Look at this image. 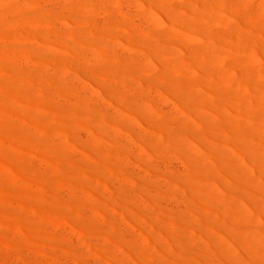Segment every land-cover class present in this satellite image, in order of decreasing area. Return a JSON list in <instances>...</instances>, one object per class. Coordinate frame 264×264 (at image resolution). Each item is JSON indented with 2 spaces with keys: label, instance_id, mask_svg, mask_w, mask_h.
<instances>
[{
  "label": "rangeland",
  "instance_id": "obj_1",
  "mask_svg": "<svg viewBox=\"0 0 264 264\" xmlns=\"http://www.w3.org/2000/svg\"><path fill=\"white\" fill-rule=\"evenodd\" d=\"M182 1L187 0H46L36 4L34 10L27 7L19 9L11 1H8L9 5H0V12L4 13L0 14V81L5 84L4 88L12 93V79L21 78L24 88L29 86L27 89H32L28 74L20 73L21 69L37 68L45 72L51 66L61 68L68 75V86L71 87L57 92L52 84L46 83L48 91L72 101L78 94L88 107L94 111L97 108L98 113L93 121L79 116L74 122V119L64 116L56 126L50 112L44 109L37 111L34 105L30 116L12 111L5 113L0 109V120L5 124L0 129V264H107L111 260L118 264H159L155 262L156 256L175 255L181 251L194 264H224L226 261L238 264L242 259L253 264L264 263V257L259 254L264 252V171L245 160L237 147L230 148L232 160L228 171L233 174L235 168L244 169L252 180L249 189L258 196L249 204L238 200L232 206L234 216L230 223L241 234L235 240L232 234L226 235L196 221L198 212L195 206L199 203L190 198L188 186L185 187L192 184L213 197H222L218 163L212 159L198 163L191 158L203 154L198 142L185 139L175 131L172 139L141 117L148 115L163 119L174 130L186 121L192 129L210 134L216 132L223 141L226 140L224 131L230 125L233 129H252L259 152L264 154V0H224L232 4L236 1L235 11L232 7L211 8L206 0H188L193 8L179 11L178 20L171 21L161 6ZM200 4L206 6L205 9L195 8ZM236 13L245 16L246 21L240 22ZM237 22L253 35L251 39L232 36ZM77 27L86 30L88 36L97 27L110 43H107V48L97 45L94 51H86L81 44L75 48L64 43L55 44L59 37L68 40L69 32ZM161 33L166 36L162 40L159 37ZM131 34L142 36L149 42L134 43L128 37ZM227 40L230 42L225 44ZM237 40L239 42L235 43ZM188 45L192 50H187ZM193 47L198 48V53ZM219 47L220 51L216 50ZM81 48L84 50L82 54L87 53L88 56L80 54ZM68 49L92 70L102 66L117 68L123 63L133 70L139 67L130 75L109 77L112 86L122 89L118 91L120 97L133 99L138 113L129 108L120 112L112 107L99 82L101 77L79 73L80 76H75L70 68L50 60L52 53L65 55ZM35 53L43 55L44 61L39 62L33 56ZM47 56L49 58L46 59ZM133 60L136 62H131ZM141 73L160 79L166 77L174 84V89L178 85V78L175 81L174 78L184 77L185 81L182 80L186 86L199 87L203 99H215L220 105L219 111L206 106L208 112L204 110L202 115L198 114L200 108L181 104L176 94L167 92L161 85H148L139 77ZM246 76L249 77L248 82L243 81ZM195 78H199L196 83ZM200 81L203 84L196 85ZM225 86L233 90L236 104L240 102V95L245 96L246 104L257 110V115L252 116L248 111V116L245 107L242 108L244 112L231 110L226 98L218 93V89ZM191 109L200 110L194 112ZM37 114L50 120L41 122L36 118V121L33 117ZM201 116L212 121L202 123ZM233 134L234 141H240L239 135ZM88 146H93L101 155L91 164ZM66 156H75L74 159L81 161L82 170L90 166L94 174L86 184L74 181L62 160ZM194 161L211 172L213 178L210 181H190ZM120 162L122 167L118 165ZM114 164L118 167L114 168ZM233 176H229L232 181ZM122 187H126L131 197L120 199ZM56 194L66 199L73 197L79 202V207L84 209L86 225L77 217L75 210L65 206L59 211L51 209V198ZM114 199L120 204L117 205ZM199 213L205 215L207 212L200 210ZM212 216L218 223L225 221L221 214L213 213ZM93 223L105 227L94 230ZM114 229L123 235L122 241L114 239ZM176 238L193 241L194 251L186 247L179 251L175 247ZM131 241L136 243L137 250L131 249ZM200 255L206 256L208 262ZM173 264L179 263L174 261Z\"/></svg>",
  "mask_w": 264,
  "mask_h": 264
},
{
  "label": "bare ground",
  "instance_id": "obj_2",
  "mask_svg": "<svg viewBox=\"0 0 264 264\" xmlns=\"http://www.w3.org/2000/svg\"><path fill=\"white\" fill-rule=\"evenodd\" d=\"M8 1L11 2H15V6L18 7L19 9L22 7H27L30 10H34V7L36 4L39 3H43L46 0H0V5H9ZM202 1V0H201ZM207 2L209 1L210 3H208V6L212 7H217L219 9V7L225 8V7H232L235 11L237 9H235L236 7V1L231 5L229 2H225L224 0H216V2L213 0V2H211L210 0H206ZM233 1V0H231ZM240 1V0H239ZM203 2V1H202ZM153 3V2H151ZM239 3V2H238ZM154 4V3H153ZM13 5V6H14ZM155 6V4H154ZM189 7H192L189 4V1H182L179 2L177 4L174 5H169V6H164L162 5L161 8L164 9L165 11H163L164 13L166 12L165 15L168 16V18H172L169 19L171 21H177L179 16H178V12L180 11H185L187 10ZM195 7V6H194ZM204 5H196V9L200 10L205 9ZM193 8V7H192ZM160 9V8H158ZM231 9V8H230ZM230 9H227L229 11H231ZM14 11V10H12ZM33 12V11H32ZM194 12H198V11H194ZM219 12V11H218ZM2 12H0L1 14ZM31 13V12H30ZM29 13V14H30ZM202 13V12H201ZM4 14V13H2ZM206 14V13H205ZM240 15H238V13H236V17L238 18V20L241 22L244 20L246 21L245 16H241V13H239ZM207 15V14H206ZM243 15V14H242ZM31 16V15H30ZM37 16V15H35ZM33 18H36L33 16H31ZM38 17V16H37ZM182 17V16H181ZM39 18V17H38ZM37 18V19H38ZM183 18V17H182ZM250 18V17H249ZM16 20V19H15ZM74 20V19H73ZM82 23H83V19ZM187 20V19H186ZM250 20V19H249ZM14 21V20H13ZM180 21V20H179ZM185 21V20H184ZM248 22V21H247ZM253 22V21H252ZM113 22H111L112 24ZM182 23V22H180ZM195 23V22H194ZM203 23V22H201ZM239 22L236 23L235 28L233 29V33L232 36L234 38H243V39H247L249 40V38L253 35H251L248 31H246L245 29H243L240 25H238ZM207 24V23H206ZM77 25H81V24H77ZM173 25V24H172ZM179 25V24H178ZM248 26V25H247ZM255 26V25H254ZM258 27V26H256ZM247 29V28H246ZM250 29V28H249ZM252 29V28H251ZM110 30V29H109ZM231 30V29H230ZM86 31V30H85ZM84 31V29H81L79 27H77L74 30H71L68 34L70 35L68 40L62 39V37H59L57 39H55V44L60 45L61 43H64L65 46L67 47H78L79 44H81L83 46V48L86 51L89 50H95L97 45H102L104 46V48H107V43H110L109 41L107 42L108 37L106 35H104L101 31H99L97 29V27L94 29V31L88 36L86 34V32ZM90 32V31H89ZM110 32V31H108ZM113 32V31H111ZM159 34V32H157ZM231 33V32H229ZM41 34V33H40ZM112 34V33H111ZM114 34H118L115 33ZM162 34V33H161ZM121 34H118V36ZM230 35V34H229ZM39 36V35H38ZM115 36V35H113ZM122 36V35H121ZM124 36V35H123ZM128 36V35H127ZM223 36V35H222ZM128 37H131V40L134 41V43L136 41L141 42V43H146L149 42V40L145 41L144 39H142V36L136 37L134 35H129ZM162 40V37L165 38L162 35L159 36ZM44 38V36L42 37ZM125 38V37H124ZM221 38V37H220ZM49 39V38H47ZM127 39V38H126ZM240 39V40H241ZM251 39V38H250ZM46 40V39H45ZM54 39H52L53 41ZM129 40V39H128ZM127 40V41H128ZM158 40V39H157ZM164 40V39H163ZM170 40V39H169ZM51 41V40H50ZM212 41V40H211ZM167 43H170L169 41H166ZM174 42V41H173ZM227 42L230 41H225V44H227ZM239 41L237 40L238 43ZM131 43V42H130ZM176 43V42H175ZM137 44V43H136ZM156 44V43H155ZM231 44V43H230ZM138 45V44H137ZM239 45V44H237ZM145 47L147 45H144ZM151 46V45H150ZM164 46V45H163ZM152 47V46H151ZM161 47V45H160ZM170 47V46H169ZM173 47V45L171 46V48ZM190 46L188 45L185 48L192 50L191 48H189ZM218 47V46H217ZM168 48V47H167ZM154 49V47H153ZM161 49V48H160ZM193 49H197V53H198V48L193 47ZM219 50V48H216V50ZM222 49V48H221ZM205 50V49H204ZM82 48H81V53L78 51V53L82 54ZM157 51V50H156ZM196 51V50H194ZM220 51V50H219ZM29 52V51H28ZM32 52L30 51V54ZM97 53V52H95ZM95 53H93L95 55ZM6 54V53H5ZM29 54V53H28ZM99 54V53H98ZM154 54V53H153ZM85 55L88 56L87 53L82 54L83 57H85ZM138 55V54H137ZM136 55V56H137ZM156 55V54H154ZM28 56V55H27ZM33 56L39 61L42 62L44 61V56L38 53L33 54ZM52 58H50L51 61H56L59 62L61 65L65 66L66 68H70L72 70L73 73H75L74 75H79V74H84V75H96L97 77H101V81L100 84L102 85L101 87H103L107 93V96L109 97V104L114 107L115 109H117L120 112H123V110L126 109H130L134 112H136L135 109V102L133 101V99H124L122 97H120L118 95V91H121L119 88V90L116 89V87L112 86L109 82V77L110 76H117L119 78H121L124 74H129L132 73L134 70H138V69H134L132 67H130L129 65L126 64H119L117 68H108V67H100L98 69L92 70L90 67H88V65L83 62H81V60H77L76 54H74L73 51H71L70 49H68V51L66 52L65 55H61L59 53H52L51 54ZM49 55V57H51ZM96 56V55H95ZM113 56V55H111ZM48 56L46 57L49 58ZM102 57V56H101ZM135 57V56H134ZM90 58V57H89ZM127 58V57H126ZM130 58L133 59V56H131ZM96 59V58H95ZM99 61V60H98ZM35 62V61H34ZM56 62H52L54 64H56ZM131 62H134L131 61ZM136 62V61H135ZM134 62V63H135ZM155 63V62H154ZM159 63V62H158ZM165 63V62H164ZM12 64V63H11ZM58 64V63H57ZM130 64V63H129ZM208 64V63H207ZM101 66V65H100ZM136 66V65H135ZM156 66V65H155ZM168 66V65H167ZM49 67V66H48ZM111 67V66H110ZM158 67V66H157ZM209 67V66H208ZM230 67V66H229ZM12 69H15L17 67H11ZM10 68V69H11ZM31 68V67H30ZM137 68V66H136ZM235 68V67H234ZM144 69V68H142ZM201 69V68H200ZM212 69V68H211ZM245 69V67H244ZM65 71V68L63 69ZM68 71V69H66ZM205 70V69H203ZM208 70V69H206ZM231 69L228 68V71H230ZM20 73H26L28 74L27 80H30L32 89L29 88L27 89L29 86H26V89L24 88L23 85V80H18L19 78H16V80L12 79L11 84H14V86H12L14 89V91L12 93L8 92L3 85L5 84H1L0 81V109L2 111H4L5 113L8 111H12L14 114H22L25 116H30L31 114V106L34 105L36 107V109H38L37 111H40L41 109L47 110L48 113L50 112L53 116L54 119L53 122L54 124H57L56 126H58V122L60 121L61 118H63L64 116H69L71 119H74L72 121L76 122L78 121V117L81 116L83 117V120H91L94 116L98 117V113H96V111H94L93 109H91L90 107H88V105L86 104V102L81 98V96L79 97L78 94L76 95L77 98H75V101L72 100H66L63 99L61 96L60 97H56V93H51L48 91L47 86H45L46 83H50L52 84L53 89L55 88L57 90V92H61L63 91L65 88H69L71 86H68V75L65 74V72L62 71L61 68H56L51 66L50 68H48L47 70H45V72L40 71V69L37 68H32V69H21L19 70ZM210 71V69H209ZM247 71V72H246ZM245 73H248V70H246ZM143 72V71H142ZM222 72V71H221ZM79 73V74H78ZM140 73V72H139ZM210 73L213 75L214 73H212V71H210ZM70 74V73H69ZM136 74V73H135ZM220 74V73H219ZM130 75V74H129ZM128 75V76H129ZM141 76H139L140 78L142 77L146 83L148 85H161V87H163L164 89H166L167 92H172L174 94H176L175 96L177 97V100L181 103L184 104L187 107H198L201 109V111L198 114H203L204 110H208L207 107L210 108V110H216L219 111V104L215 99L212 100H207V99H203L200 96V89L199 87L195 86V85H190V86H186V83L184 82L185 78L183 77L182 79H179V77H175L174 81L176 78H178V80L176 81L178 83L177 88L174 89V84L169 80V79H164L163 78H159L157 76H148V75H144L143 73L140 74ZM210 75V76H212ZM80 76V75H79ZM95 76V77H96ZM177 76V75H176ZM22 77V76H21ZM94 77V76H93ZM171 78V77H170ZM173 78V77H172ZM72 79V78H71ZM70 79V80H71ZM200 79H206V78H200ZM225 79V78H224ZM69 80V82H70ZM98 81V79H96ZM197 80L199 81V78H195V83L197 82ZM249 77L246 76L243 78V81L248 82ZM22 81V82H21ZM194 81V79H193ZM191 81V82H193ZM206 81V80H204ZM239 81V80H238ZM186 82H190V81H186ZM190 82V83H191ZM264 82V81H263ZM189 83V84H190ZM49 84V85H50ZM99 84V85H100ZM194 84V83H193ZM198 84H203V82H198L196 85ZM264 84V83H263ZM120 85V84H119ZM221 85V84H220ZM229 85V83H228ZM122 86V85H121ZM176 86V85H175ZM201 86V85H200ZM205 86V85H204ZM76 87V86H75ZM124 87V86H123ZM49 88V87H48ZM51 88V87H50ZM49 88V90H50ZM67 88V90H69ZM77 88V87H76ZM149 88V86H148ZM159 88V86H158ZM207 88V87H206ZM54 89V90H55ZM147 89V87H146ZM145 89V90H146ZM202 89V88H201ZM233 89V88H232ZM39 93H37L36 91ZM52 90V89H51ZM72 90V88H71ZM210 90V89H209ZM217 90V89H216ZM128 91V90H127ZM134 91V90H133ZM213 91V90H212ZM235 91V89H234ZM35 92L37 94H35ZM130 92V91H129ZM215 92V91H214ZM204 94V92H202ZM218 93L223 95L229 106V108L231 110H233L234 112H250L253 115L252 116H256L257 115V110H255L251 105H247L245 102V99L243 95H240L239 99V103H235L233 98V90H231L228 87H221L218 89ZM58 94V93H57ZM64 94V93H63ZM129 95H133V93H128ZM173 94V96H174ZM138 95V94H135ZM206 94H204L205 96ZM245 95V94H244ZM128 96V95H127ZM139 96V95H138ZM148 96V95H146ZM243 96V97H242ZM135 97V96H134ZM150 97V96H149ZM148 97V98H149ZM57 98H59L57 100ZM132 98V97H131ZM136 98V97H135ZM237 98V97H236ZM235 98V99H236ZM60 100H62L63 102H61ZM252 102V101H251ZM137 103V102H136ZM149 103V102H148ZM96 104V103H95ZM149 105V104H148ZM201 105H205V106H201ZM207 106V107H206ZM98 107V106H97ZM100 107V106H99ZM203 107V109H202ZM245 107V108H244ZM94 108V109H95ZM186 108V107H185ZM242 108H244V111L242 110ZM35 109V110H36ZM40 109V110H39ZM99 109V108H98ZM128 109V110H129ZM189 109V108H187ZM199 109V110H200ZM247 109V110H246ZM193 110V109H191ZM195 111H197L198 109H194ZM193 110V111H194ZM198 110V111H199ZM225 110V109H224ZM138 111V110H137ZM147 111V110H146ZM194 111V112H195ZM229 112V110H227ZM225 110V112H227ZM1 112V111H0ZM45 112V111H44ZM102 112V111H101ZM208 112V111H207ZM221 112V111H220ZM248 112V116L249 113ZM4 113V114H5ZM47 113V115H48ZM138 113V112H136ZM141 113V112H140ZM219 113V112H218ZM9 114V113H8ZM39 114V113H38ZM37 114V115H38ZM119 114V113H118ZM185 114V113H184ZM187 114V113H186ZM229 114V113H228ZM242 114V113H240ZM244 114V113H243ZM246 114V113H245ZM3 115V114H2ZM34 116V113L32 114ZM31 115V116H32ZM100 115V114H99ZM142 115V114H140ZM197 115V114H196ZM213 115V114H211ZM230 115V114H229ZM1 116V115H0ZM36 116V115H35ZM52 116V117H53ZM158 116V115H157ZM199 116V115H198ZM214 116V115H213ZM51 117V116H50ZM101 117V116H100ZM102 117H105V115ZM141 117H144V121L147 122V124L149 123V125L156 129H159L161 131H163L164 133H167L169 137L172 136L173 139V135H174V131L181 137L185 138V139H191L194 140L196 142L199 143V145L201 146V148H203L202 152L203 154H197L196 156H191V158H194L199 162L202 161H209V160H214L218 163V170L220 172V176L221 177V184L223 187V196L222 197H213L211 196L209 193L207 192H203L199 187L197 186H193L192 184H184L186 185L185 187H187V190L189 192V196L190 198L196 202L199 203L198 206L196 208V211L198 212V214L196 215V221L198 223L207 225L208 227L211 228H216L219 229L222 233L226 234V235H234L235 240L239 238L240 231L235 230L233 228V225L230 223L233 212H232V206L236 203V201L240 200L242 202H244L245 204H249L250 201H252V199L255 197H258L257 194L253 193L249 187L252 184V180L250 177H248V175H246V173L239 168H235L233 174L228 171L227 167L229 166L232 158L231 155L229 153L230 148H232V146L237 147V149L239 150L240 154L242 156L245 157V160L249 161L250 163L254 164L258 169L263 170L264 171V154L259 152V145L256 142V135H255V131H252V129H247V130H243L241 127H237L236 129L231 128H226V130L224 131L226 140H221L220 137H218L217 133L214 132V134H210V133H204L203 131L197 130V129H192L193 127H191L186 121L182 122L180 124V126H178L175 130L173 128H171V126H169L168 124H166L163 119H155L152 117H149L148 115H143ZM186 117V116H185ZM202 117V116H201ZM258 117V116H257ZM32 118V117H31ZM30 118V119H31ZM36 118L39 119V121L41 122H45L47 121L49 118H47L45 115H38L37 117H33V119H35L36 121H38ZM184 118V117H183ZM69 119V118H68ZM77 119V120H76ZM106 119V118H104ZM50 120V119H49ZM51 120V122H52ZM82 120V119H81ZM85 120V121H86ZM70 121V119H69ZM93 121V119H92ZM113 121V120H112ZM200 121L202 123L208 124L210 121H212L211 119L202 117L200 118ZM216 122L218 123V120H216ZM140 123V122H139ZM225 122H223V125ZM230 123V122H229ZM228 123V124H229ZM231 124V123H230ZM141 125V123H140ZM234 125V124H232ZM5 126L4 122H2L0 120V129L3 128ZM72 126V125H71ZM55 127V126H54ZM229 127V126H228ZM146 128V127H145ZM252 128V127H251ZM8 129V128H7ZM26 129V128H25ZM2 130V129H1ZM13 130V129H12ZM7 131V130H6ZM134 131V130H132ZM221 131V130H220ZM14 132V130H13ZM18 133V131H16ZM22 133V131H20ZM19 132V133H20ZM135 132V131H134ZM234 133H236L237 135H239L240 137V141L236 140L234 141ZM15 133V132H14ZM145 133V132H144ZM143 133V134H144ZM213 133V132H212ZM136 134V132H135ZM139 134V133H138ZM136 134V135H138ZM141 134V133H140ZM147 134V133H146ZM217 134V135H216ZM142 135V134H141ZM177 135V136H178ZM216 135V136H215ZM15 136V135H14ZM30 136V135H29ZM33 137V135L31 136ZM30 138V137H29ZM36 139V138H35ZM223 139V138H222ZM225 139V138H224ZM83 140V139H82ZM155 145V144H154ZM223 145V146H222ZM87 146V145H86ZM85 146V147H86ZM150 146V145H149ZM221 147H225V150H222ZM90 148V164L93 163V159L95 160L96 158H100V154L99 152L92 146V147H87V149ZM156 149V148H155ZM158 149V148H157ZM47 151V150H46ZM112 156L113 152H111V149L108 150ZM113 151V149H112ZM117 151L115 150V153ZM124 152V151H123ZM108 153V152H107ZM118 153V152H117ZM103 154V152H102ZM9 157V156H8ZM75 157V156H74ZM74 157H63V163L65 164V168L67 169V171H69L73 177L75 178L74 181H78L80 183H85L87 182V180L90 179V177L94 174L92 169L90 168L89 164H88V168L82 170L81 169V161L80 163L74 159ZM116 157V155H115ZM110 158V157H109ZM112 158V157H111ZM59 159L61 160V158L59 157ZM112 160V159H111ZM20 164V163H19ZM97 164V163H96ZM95 164V165H96ZM85 165V164H84ZM98 165V164H97ZM111 165V164H110ZM118 165H122L121 162ZM117 164H114V168L118 167ZM154 166V165H153ZM235 166V165H234ZM122 167V166H121ZM120 167V168H121ZM237 167V165L235 166ZM243 167V166H242ZM232 168V167H231ZM25 169V168H24ZM25 171V170H24ZM27 171V169H26ZM25 171V172H26ZM97 174V173H96ZM108 174V173H107ZM230 174V175H229ZM233 176L234 177V181H232L230 179L229 176ZM99 176V175H98ZM101 177V175H100ZM104 179L106 178L105 176L103 177ZM212 177L211 172L209 171H205L202 167V165L199 164H193V169H192V173L189 175V179L191 182H193V180H204L206 179L207 181H210ZM215 178V177H214ZM107 179V178H106ZM233 179V178H232ZM98 181H100L98 179ZM108 181V180H107ZM110 181V180H109ZM182 182V181H181ZM148 184V183H147ZM153 184V183H151ZM78 185V184H77ZM150 185V184H148ZM155 185V184H154ZM129 186V185H128ZM150 187V186H148ZM152 187V185H151ZM120 188V187H119ZM252 188V187H251ZM253 189V188H252ZM16 190V189H15ZM184 191V190H183ZM58 193V192H57ZM132 193V192H131ZM261 193V192H260ZM123 196H129L128 191L126 190V187H122L120 190V199L122 200ZM131 197V196H129ZM133 198V196H132ZM151 199V198H150ZM114 201L117 203V205H119V201L115 200ZM51 209H53L54 211H59V209L62 206H65L67 208H69V210L74 211L77 214V217L80 219V221L86 225V221H84V209L80 208L78 205V203L76 202V200L71 197L69 199H66L62 196H60L59 194L54 195L51 198ZM149 202V201H148ZM240 203V202H238ZM49 206V205H48ZM131 206V205H130ZM133 206V205H132ZM135 207V206H133ZM46 209V208H45ZM77 209V210H76ZM200 210H205L207 213L205 215H201L199 213ZM53 211V212H54ZM61 211V210H60ZM169 211V210H168ZM240 211V210H239ZM48 212V211H47ZM50 212V210H49ZM62 212V211H61ZM196 212V213H197ZM59 213V212H58ZM213 213H218L221 214L224 217V223H218L212 216ZM237 213V211H236ZM55 215V214H54ZM236 216V215H235ZM142 220H144L143 216L141 217ZM235 218V217H233ZM187 224V223H186ZM105 227V226H104ZM103 226H100L98 224L93 223V228L94 230H99L104 228ZM85 230V229H84ZM87 230V229H86ZM231 235V236H232ZM112 236L114 237V239L118 240V241H122L123 240V235L118 231V230H113L112 231ZM173 239V238H172ZM176 246L177 249L179 251H181L183 248H188L192 251H194L195 249V243L191 240H183L182 238H176ZM131 249L133 251L137 250V245L135 242L131 241L129 243ZM130 249V248H129ZM131 251V250H130ZM262 257H264V252L263 253H259ZM197 257L199 256L198 254L196 255ZM201 257H203L205 259V261L208 262V258L204 255H200ZM224 258V257H223ZM153 261V260H152ZM174 261H177L179 264H194L193 262H191L190 260H188L185 255L181 252H178L175 255H171V253H167L164 255H160V256H156L155 257V262L159 263V264H173ZM262 264V262H260ZM107 264H118V262L116 260H111L109 261ZM224 264H234L231 261H226ZM237 264V263H236ZM238 264H253L248 260H240ZM264 264V263H263Z\"/></svg>",
  "mask_w": 264,
  "mask_h": 264
}]
</instances>
